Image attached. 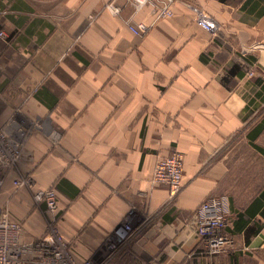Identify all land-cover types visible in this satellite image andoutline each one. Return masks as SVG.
Segmentation results:
<instances>
[{"label": "crops", "instance_id": "0c3cea01", "mask_svg": "<svg viewBox=\"0 0 264 264\" xmlns=\"http://www.w3.org/2000/svg\"><path fill=\"white\" fill-rule=\"evenodd\" d=\"M153 20L124 0H0V213L20 243L57 227L83 261L127 237L106 264H241L264 249V205H251L264 184L242 175L264 99V0H175L145 37L128 27ZM174 151L170 197L152 177ZM49 189L55 213L34 199ZM210 197L228 200L233 251L208 253L190 225Z\"/></svg>", "mask_w": 264, "mask_h": 264}, {"label": "built area", "instance_id": "2783aa9c", "mask_svg": "<svg viewBox=\"0 0 264 264\" xmlns=\"http://www.w3.org/2000/svg\"><path fill=\"white\" fill-rule=\"evenodd\" d=\"M124 1L133 8L134 12H138L148 5L152 7L153 23L128 24L130 31L141 38L149 33L158 20L173 16L175 0ZM106 9L115 16L121 12V9L114 3L107 5ZM198 25L211 34L217 33L216 24L203 14L198 19ZM5 36L4 32H0L1 38ZM14 152L12 151V154ZM183 169V155L174 151L169 156L157 161L152 181L166 187L170 197H175L182 188ZM1 187L2 180L0 179V189ZM34 199L37 202L45 203L49 212L57 211L58 197L54 189L38 191L34 195ZM228 211V200L225 197H210L199 205L190 221L196 235L205 239L207 251L210 254L224 253L233 244L231 239L224 234ZM127 229L128 232L131 231L130 227ZM20 231L21 224L19 222L13 220L7 212L0 213V264H106L110 257L126 244L128 239L127 237L121 239L109 237L107 239L108 255L98 259L77 261L57 227H51L44 237L24 244L19 242Z\"/></svg>", "mask_w": 264, "mask_h": 264}, {"label": "rangeland", "instance_id": "374dc122", "mask_svg": "<svg viewBox=\"0 0 264 264\" xmlns=\"http://www.w3.org/2000/svg\"><path fill=\"white\" fill-rule=\"evenodd\" d=\"M0 32L5 33V31L3 30H0ZM0 39H3V38L0 37ZM263 118H264V99H263V103L260 106V108H258L256 113L252 117H250V119L248 120L249 125L259 124ZM258 146L264 148V130L258 141ZM243 149L245 148L242 146V150ZM251 171H256L255 179H256L257 184L259 183V181H261V183L264 184V156H262L257 150H254L253 152L252 150L250 151L247 150L243 152L242 175H245L248 172L250 173ZM248 179L243 178L242 180L247 181ZM233 250L234 249H232V246H231V248L228 251H233ZM240 262L241 264H264V249H259L256 252H252V253L247 252V251H245L244 253L242 252V258Z\"/></svg>", "mask_w": 264, "mask_h": 264}, {"label": "trees", "instance_id": "16d2710c", "mask_svg": "<svg viewBox=\"0 0 264 264\" xmlns=\"http://www.w3.org/2000/svg\"><path fill=\"white\" fill-rule=\"evenodd\" d=\"M263 130H264V118L247 135L251 146L255 150H257L262 156H264V148L256 145L255 141L262 134ZM251 205H252V207H253V205L254 206L256 205V207H258V205H264V190H262L259 193V195L254 199V201L252 202ZM256 209H258V208H256Z\"/></svg>", "mask_w": 264, "mask_h": 264}]
</instances>
